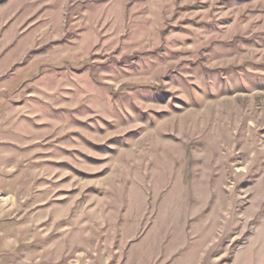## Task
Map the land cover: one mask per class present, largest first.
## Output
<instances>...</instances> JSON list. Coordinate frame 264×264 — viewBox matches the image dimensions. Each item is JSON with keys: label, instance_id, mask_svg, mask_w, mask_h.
<instances>
[{"label": "rangeland", "instance_id": "rangeland-1", "mask_svg": "<svg viewBox=\"0 0 264 264\" xmlns=\"http://www.w3.org/2000/svg\"><path fill=\"white\" fill-rule=\"evenodd\" d=\"M0 264H264V0H0Z\"/></svg>", "mask_w": 264, "mask_h": 264}]
</instances>
